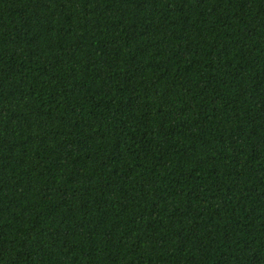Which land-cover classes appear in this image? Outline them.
I'll return each mask as SVG.
<instances>
[{
	"label": "trees",
	"instance_id": "trees-1",
	"mask_svg": "<svg viewBox=\"0 0 264 264\" xmlns=\"http://www.w3.org/2000/svg\"><path fill=\"white\" fill-rule=\"evenodd\" d=\"M0 264H264V0H0Z\"/></svg>",
	"mask_w": 264,
	"mask_h": 264
}]
</instances>
